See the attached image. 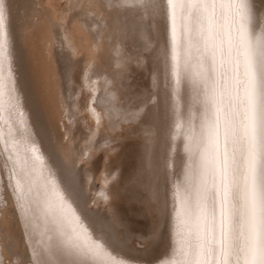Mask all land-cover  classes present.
I'll return each instance as SVG.
<instances>
[{
	"label": "bare ground",
	"instance_id": "1",
	"mask_svg": "<svg viewBox=\"0 0 264 264\" xmlns=\"http://www.w3.org/2000/svg\"><path fill=\"white\" fill-rule=\"evenodd\" d=\"M64 1L63 5L59 0H31L29 3L24 0H0V150L5 155V175L8 176L20 212L21 224L30 250L29 257L32 258L31 264H189L194 259L195 245H213L219 240L222 220L227 234L229 213L235 211L231 197L225 196V191L231 184L226 160L232 163L235 159L239 164L244 147L241 140L245 123L244 109L240 103L243 87L241 85L238 92L236 89L237 80L243 79L242 37L246 35L254 42L264 43V18L262 21L258 19L254 0H246V21H241L235 5L225 3L210 7L205 13L200 29L203 35L197 37L193 33L190 43L175 49L179 56L178 77L173 74L174 62L172 57L169 58L167 48L161 45L156 49L155 55L163 63V74L161 68H153L152 76L155 81L152 83L156 88V94L162 89L159 86L161 76H164L166 85L171 84L174 87L176 101L175 109L171 112V123L176 132L171 131L174 137L172 143L175 144L179 140L183 149L184 167L182 175L172 189L174 207L171 228L174 243L170 250H173L171 254L150 262L127 256L114 247L111 239L102 229L96 227V222L84 210L89 203L78 193L73 177L76 164L85 160L90 165L89 162L99 149L104 152L106 159L110 160L112 158L110 153L113 150L110 141L113 136L121 135L126 129L122 121L136 118L144 107L130 105L132 108H127L121 99L122 90L117 77L113 74V68L116 67L121 74L130 58L139 59V56L145 58V54L142 51L135 57L128 51L121 40L115 17L119 15L120 9L127 4H133L143 15L148 14L155 20L160 1L142 0L138 3H125L124 0ZM164 3L166 5V0ZM167 23V33L170 37L168 40L171 42L173 55L175 48L173 36H180L182 25L178 10L174 20L169 13ZM20 33L22 37L25 33L32 34L31 39L36 41L32 40L35 42L32 44L36 45L34 50L38 51L36 56L38 61L35 60L38 65L40 63V69L38 67L37 69L41 71L39 73L42 75L44 88L48 90L46 95H49L50 101L46 96L49 101L47 104L52 108L56 120L63 123V134L67 138L63 139L64 142L56 136L54 129L52 130L50 122L52 118L46 117L40 108L36 110L38 108L30 105L27 88L32 87L29 86L31 79H28L27 85L28 81L26 80V83L25 77H22V75L27 77V74L25 75L24 71L21 75V65L25 61H22L23 58L20 56ZM57 42L67 50L68 56L73 58L79 53L83 55L84 67L79 87L85 90L84 100L66 93V81L59 77L56 68L59 66L61 72V68L66 67V64H62L60 68L59 63L63 62L59 60L55 65L59 57V55L55 57L57 51L54 53L56 48L54 45ZM213 53L215 62L211 59ZM103 55L107 57L108 69L100 70L98 63ZM237 61L239 75H236ZM67 66L74 72L72 65ZM33 79L38 80L36 77ZM40 85L41 83L39 87ZM78 90L80 89L76 90L79 94ZM162 93L160 92V95ZM35 99L33 102L37 101ZM162 112L164 114L165 110L162 109ZM163 114L157 117L162 115L161 120ZM80 117L88 124V131L86 130L82 136L76 130ZM103 129L106 130L104 133L109 139L97 144V136ZM104 156V160L102 159L105 162L104 168L98 173L100 186L93 191L97 194L96 197L93 194L95 198L93 202L99 204L110 203L111 184L114 180L111 182L109 180L120 174L109 167ZM164 159L166 158L162 160ZM93 172L87 170L86 177L93 178L95 176ZM157 172L156 176L161 177L160 166H157ZM236 176L243 186L242 166L237 169ZM3 179L4 172L0 163V188L3 187ZM149 180L152 181L151 178ZM213 193L216 197L215 213ZM3 217L0 202V220ZM120 233L117 232L114 238H118ZM4 239L14 245L17 241L9 230L5 237L0 232V264L6 263V260L11 264L13 259L5 251L2 242ZM118 239L121 241V238ZM215 259L222 260L219 255ZM227 260L228 264H243V254L232 253Z\"/></svg>",
	"mask_w": 264,
	"mask_h": 264
},
{
	"label": "rangeland",
	"instance_id": "2",
	"mask_svg": "<svg viewBox=\"0 0 264 264\" xmlns=\"http://www.w3.org/2000/svg\"><path fill=\"white\" fill-rule=\"evenodd\" d=\"M24 1L27 3L31 2V0ZM159 1L158 12L155 20H153L152 17L148 14L143 15V13L139 9L134 8L133 4H127L125 7L120 9L119 15L115 17V20L117 22L116 24L118 25V31L121 35V40L123 41L125 47L135 57L139 56V53L143 51L146 59L141 56H139V59L130 58L127 67H125V69L123 68L121 74L118 73L116 67L113 68V74H115L118 79L120 90H122L120 92L122 95L121 99H123L122 101L124 102L125 106L127 108H132V106H144L143 110L136 118H129L122 121L123 126L126 129L123 130L124 127H120L123 132L120 131L121 129L118 131L120 133L122 132V134L119 136H113V139L110 141V144H112L113 146V150H111L110 153L112 158H110V160L106 159V157L104 156L105 154H103L104 152L102 150L100 151L99 149L98 151L100 153L98 151L96 152L97 154L95 153L92 161L89 162L90 165L88 164V162L86 163L85 160H82L76 164L73 177L75 185H77L78 193H80V195L84 199H86L89 204H91L92 202V204H88V206H86L84 210L88 212V214L96 222V227L98 229H102L105 234L111 239L114 247L121 250L127 256L130 255V257L132 258L144 259L150 262L158 260L166 254H171V251L173 250H170L171 248H173L174 243V241H172L173 230L171 228V225L173 224L172 212L174 207V202L172 201V189L174 188L177 179L182 175V170L184 167V156L182 155L183 149L181 148L180 142L178 140L175 144L172 143V141H174V137L171 134V131L173 130V133L176 132V128H172L171 123V112L175 109L174 102L176 101L173 92L174 87L171 84L170 86L166 85L167 83L164 76H161L162 79L160 80L159 86H161L162 89L159 87V89L161 90H159L158 94H156V88L152 83L153 80L155 81V78L152 76L153 68H161V73L163 74V63L155 55L156 49H158V47L162 45V47L167 48L169 58L172 57L171 42L170 40H168L169 36L167 33L168 23L167 16L165 15L166 5L164 3V0ZM62 2L64 5L65 1L62 0L60 3L62 4ZM254 3L258 10V19L262 21L264 18L262 17V11L264 10V0H254ZM27 34L28 33H25L22 37L20 33L19 37L21 38L19 39V50L21 51L20 56H22L23 58L21 60L25 61L21 65V75L25 71L24 74H27V77L22 75V77H25L24 81L27 83L28 79H31L30 84L28 81L27 85L29 84V86H34L33 88H27L31 101L30 105L35 109L38 108L36 110L41 109V112H43L44 115L49 119L52 118L50 120L52 124L51 127H53L52 130L54 129V133H57L56 136L64 142V140H66L67 138L63 134V123L62 121L56 120L52 108L48 106V102L50 101V99L48 98L49 95H46L48 93V90L44 88L45 86L42 82V75L39 73L41 71L37 69V67L39 68L40 63L38 65V59L36 57L38 56V51L34 50L36 49V45H33L36 41L31 39L33 37L32 34ZM32 40L35 42H33ZM54 48V53H56V51L58 52L55 54V57L57 58V55H59L55 65L60 60L63 62L59 63L60 68L64 64H66V67L68 68L67 69L65 66H63V68L66 70L61 68L62 70L60 72V70L58 69L59 66H56L57 71H59L58 75L60 74L59 77L62 80L65 79L64 82L66 81V93H71L73 96L81 97L82 100H84L85 90H81V88L79 87L80 81L82 79L81 74L83 73L84 67L83 55L80 53L79 55L76 54L77 57L75 55L73 59L72 57L68 56L67 50L62 46L61 43L58 42L55 43ZM32 50L36 51V53ZM34 53L36 55H34ZM32 56L35 58H33ZM79 57L81 58V60ZM34 65L36 67H34ZM67 65H72L74 72L72 71V68L70 67V70L69 66ZM98 69H108L107 57L105 55L101 56L98 63ZM62 72L64 75L62 74ZM71 72L74 73L75 76ZM38 73L41 77L39 75H36ZM35 77L36 79H38L37 81L33 79ZM75 77H77L79 80L76 78L77 81L74 82V80H76ZM40 83L41 85L39 87ZM34 88L35 90L33 91L32 89ZM77 88L81 90V92L80 90H78L79 94L76 91ZM162 90L164 91V93H162ZM160 92L162 93L161 95H163V97L160 95ZM34 96L36 99L34 98ZM46 96L49 101L46 99ZM182 96H184V93L182 94ZM34 99L37 101L33 102ZM157 108L160 109V111H158ZM162 109L165 110L164 114L162 112ZM157 112L164 115L161 120L160 118L162 115H160V117H157L159 116ZM162 120H164V122H162ZM154 121L158 124H156ZM85 122L82 117H80V119L78 120L76 130H78L77 133L80 134V136L88 131V124ZM59 124H61L62 127ZM78 124H80V126H78ZM154 126L157 128H153ZM102 131L97 136V144H100L106 139H109L107 134L104 133L106 132V130H104L103 133ZM136 133H138L139 135H137ZM63 135L65 136V138H63ZM146 138L149 142H147ZM145 140L147 143L145 142ZM153 140H155L154 142L156 143L150 142ZM75 142L76 145H78V140H76ZM46 144L47 142H45V145ZM118 145H121V147H119ZM140 145H142L143 147ZM119 149L123 150V152H120L121 150ZM116 150H118L119 152L117 151L116 153ZM103 156L106 159V163L109 164V167L111 169L113 168L114 171L120 174H117V177L115 175L112 179L109 180L110 182L114 180V182L112 181L113 184H111L112 196L110 203H100L102 204L100 205L99 203H94V197H96L97 194L93 191H96L100 186L98 173L102 171L101 168H104L105 162H103ZM163 158H166L164 159L165 161L162 160ZM4 162L5 155L0 150V163L4 172V179L2 182L3 187L0 188V202L4 212V217L0 220V232L3 234V237H5V234L9 230L17 242L15 245L10 241L8 242V240L6 239H4L5 241L3 240L2 242L5 251L13 259V262L11 264H31L32 258L29 257L30 250L28 247V242L24 234L25 232L23 230V224H21L22 220L18 206L16 205L14 199L13 189L9 183L8 176L5 175L6 172ZM160 162L164 163L161 164ZM161 165H164L162 166L164 170ZM157 166H160L161 177L156 176L158 175ZM115 168L117 169L115 170ZM89 169L92 172L94 171L93 175L95 176L93 178L86 177L88 175L87 170ZM149 175L151 176L149 177ZM96 177L98 180L96 179ZM85 178L86 180L84 181ZM116 178L118 180L117 182ZM150 178L152 181L149 180ZM90 179L92 180L90 181ZM161 179H163L164 181ZM86 181L91 182H89L90 187L88 186L89 183H87ZM153 184L156 186H154ZM154 189H156V191ZM101 207L104 209H101ZM152 216L154 218H152ZM114 228H116V230ZM114 232L115 234H113ZM117 232L118 234L120 232H123V234L120 233L121 236L119 235L118 237L121 238V241H119L118 238H114V236L116 237ZM14 253H16V257H14ZM3 264L10 263H8L6 260V263Z\"/></svg>",
	"mask_w": 264,
	"mask_h": 264
},
{
	"label": "snow or ice",
	"instance_id": "3",
	"mask_svg": "<svg viewBox=\"0 0 264 264\" xmlns=\"http://www.w3.org/2000/svg\"><path fill=\"white\" fill-rule=\"evenodd\" d=\"M125 3H138L142 0H124ZM235 5L241 21L247 20L246 0H166V13L174 20L179 11L182 21L180 36H173L175 48L172 55L173 74L179 76V56L175 49L190 39L203 35L201 27L205 13L217 4ZM243 79L237 80L236 89L243 87V134L244 143L239 164L233 159L226 160V169L231 181L225 191L231 197L232 207L228 216V231L225 234L223 220L219 240L213 245L197 244L189 264H228L227 257L232 253L243 254V264H264V43L254 42L246 35L242 37ZM215 62V53L211 57ZM223 66V62L221 63ZM239 75V62H235ZM177 82H179L177 80ZM187 89V76H185ZM219 102V101H218ZM243 168V186L236 176L237 169ZM215 193L212 194L213 213H215ZM237 204L239 205L237 207ZM215 239V238H214ZM191 247V246H190ZM89 251H92L89 249ZM219 255L222 260L215 257Z\"/></svg>",
	"mask_w": 264,
	"mask_h": 264
}]
</instances>
